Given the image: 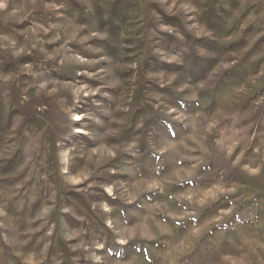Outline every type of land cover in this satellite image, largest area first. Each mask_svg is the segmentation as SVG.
Returning <instances> with one entry per match:
<instances>
[{
    "label": "rangeland",
    "instance_id": "1",
    "mask_svg": "<svg viewBox=\"0 0 264 264\" xmlns=\"http://www.w3.org/2000/svg\"><path fill=\"white\" fill-rule=\"evenodd\" d=\"M0 5V264H264V0Z\"/></svg>",
    "mask_w": 264,
    "mask_h": 264
},
{
    "label": "snow or ice",
    "instance_id": "2",
    "mask_svg": "<svg viewBox=\"0 0 264 264\" xmlns=\"http://www.w3.org/2000/svg\"><path fill=\"white\" fill-rule=\"evenodd\" d=\"M0 6H2V5H0Z\"/></svg>",
    "mask_w": 264,
    "mask_h": 264
}]
</instances>
